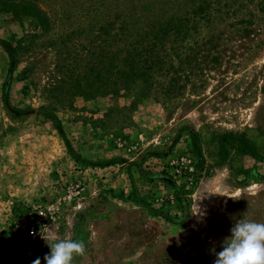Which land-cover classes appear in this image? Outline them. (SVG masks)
I'll return each mask as SVG.
<instances>
[{"label": "rangeland", "instance_id": "obj_1", "mask_svg": "<svg viewBox=\"0 0 264 264\" xmlns=\"http://www.w3.org/2000/svg\"><path fill=\"white\" fill-rule=\"evenodd\" d=\"M26 1L51 28L14 60L0 42V264H46L52 225L86 245L71 264H214L233 217L264 220V161L207 175L192 143L264 157V0ZM23 25L0 12V40Z\"/></svg>", "mask_w": 264, "mask_h": 264}, {"label": "trees", "instance_id": "obj_2", "mask_svg": "<svg viewBox=\"0 0 264 264\" xmlns=\"http://www.w3.org/2000/svg\"><path fill=\"white\" fill-rule=\"evenodd\" d=\"M0 12L10 15L12 20L18 21L22 25L28 20L30 25L34 27V31L29 35L21 37L14 35L10 40H0L3 48L13 60L18 57L19 53L27 51L31 42L43 33L48 32L51 28L50 17L33 1L0 0ZM192 143L199 156L197 168L207 175L215 167L230 164L239 157L249 156L257 161H264V157L260 155L257 145L245 132L226 131L212 133L208 142V149L206 150L207 154L204 151L203 141L199 133L192 132ZM208 158H211V162H208ZM236 173L249 177L250 170L240 167Z\"/></svg>", "mask_w": 264, "mask_h": 264}, {"label": "clouds", "instance_id": "obj_3", "mask_svg": "<svg viewBox=\"0 0 264 264\" xmlns=\"http://www.w3.org/2000/svg\"><path fill=\"white\" fill-rule=\"evenodd\" d=\"M207 193L227 196L220 192ZM203 198L204 195L200 199ZM191 214L203 216L197 203ZM233 220L231 235L224 238L222 250L216 252L212 249L215 255L214 264H264V220L246 219L244 216L242 219L233 217ZM45 228L46 232L40 231V236L50 249L43 257L46 264H71L74 255H85L86 245L83 241L61 239L56 234L54 225ZM32 264H41L40 258L32 261Z\"/></svg>", "mask_w": 264, "mask_h": 264}, {"label": "built area", "instance_id": "obj_4", "mask_svg": "<svg viewBox=\"0 0 264 264\" xmlns=\"http://www.w3.org/2000/svg\"><path fill=\"white\" fill-rule=\"evenodd\" d=\"M38 213H39V218L40 219H42V218H44V216H45V210L44 209H40L39 211H38ZM38 223H35V224H32L31 226H30V230H29V233L30 234H32V233H36L37 231H38ZM33 235V234H32Z\"/></svg>", "mask_w": 264, "mask_h": 264}]
</instances>
